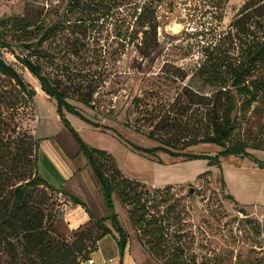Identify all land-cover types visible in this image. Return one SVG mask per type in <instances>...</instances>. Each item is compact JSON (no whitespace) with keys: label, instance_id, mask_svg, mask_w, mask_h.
<instances>
[{"label":"rangeland","instance_id":"rangeland-1","mask_svg":"<svg viewBox=\"0 0 264 264\" xmlns=\"http://www.w3.org/2000/svg\"><path fill=\"white\" fill-rule=\"evenodd\" d=\"M224 1L221 27L226 29L247 0ZM21 12L20 0H0V20ZM189 12L181 6L169 19H162L161 46L149 60H142L130 48L119 61L106 63L114 67V72L100 81L90 106L69 100L87 120L67 110L64 114L84 147L104 153V170L126 201L118 191L113 193L116 213L139 264H164V260L155 258L141 243L144 233L139 227L144 222H137L140 214L134 212L135 205H145L148 213L144 221L162 218L168 209L175 212L170 217L179 216L184 230L171 226L166 232L169 239L185 234L192 253L204 264H264V166L259 165L264 162V102L236 112L239 120L225 140L226 147L246 144L252 157L224 156L220 153L226 147L193 144L213 131L206 121L209 108L204 102L211 101L216 89L192 76L174 83L167 74L178 67L189 69L197 61L188 54V42L183 39L185 32L194 31L192 27L199 22L198 17L191 21ZM0 53L38 92L32 103L18 110L9 108L4 100L0 103V149L10 145L14 150L22 142L24 151L23 165L15 169L16 173H11L10 158L3 166L2 171L9 177L3 195L10 201L14 187L26 184L35 173V135L63 142L71 153H80V161L86 156L62 121L56 100L40 92L38 80L18 60L17 54L25 55L23 49L0 47ZM186 85L198 94L194 104L188 97L179 96ZM11 90L10 81L0 77L3 97ZM200 96L207 101L196 104ZM152 132L154 138L150 136ZM40 142L39 139L38 151ZM190 155L199 158L188 159ZM66 201L44 186L27 190L28 210L43 214L52 237L71 240L74 234L63 219ZM5 204L0 205V219L6 213ZM149 239L148 235L144 237L146 243ZM13 243L17 249L15 259L0 243V264H29L32 260L40 263L35 254L24 256L22 238Z\"/></svg>","mask_w":264,"mask_h":264},{"label":"trees","instance_id":"trees-1","mask_svg":"<svg viewBox=\"0 0 264 264\" xmlns=\"http://www.w3.org/2000/svg\"><path fill=\"white\" fill-rule=\"evenodd\" d=\"M20 1L21 13L0 20V47L23 49L25 55L17 54L18 60L38 80L43 93L56 100L62 121L82 145L102 185L109 215L103 219L91 216L90 224L73 231L71 240L52 237L44 225L43 214L29 211L27 205V190L31 188L44 186L60 194L38 173L39 140L34 136L35 173L26 184L14 187L10 201H6L3 195L5 182L9 178L2 171L3 166L10 158L13 162L11 173H16L15 169L23 165L24 151L22 142L14 150L10 145H7V149H0V205L6 203L5 216L0 219V243L13 254V259L17 255L13 241L22 238L24 256L35 254L39 264H83L92 259L99 242L112 233L106 225L110 221L118 234L122 258L130 246V239L120 224L113 202V193L118 191L123 199L122 192L104 170L101 159L104 153L84 147L66 119L65 110L87 120L69 100L90 106L93 95L101 86L100 81L114 72V67L106 63L119 61L130 48H134L142 60L152 58L161 46L159 31L163 27L162 19H169L182 6L190 11L188 16L191 21L198 17V25L192 27L195 30H187L183 35L184 41L188 42V54L197 57V61L189 69L178 67L173 72L167 71V74L174 83L184 82L192 76L216 89L211 101L204 102L209 108L206 121L213 131L202 139H195L193 144L207 143L225 148L227 134L234 131L235 123L239 120L235 113L248 111L264 102V0H247L226 29L221 27L224 0ZM0 77L12 84V90L5 93V98L0 92V103L4 100L9 108L18 110L32 103L38 95L37 90L1 53ZM182 95L188 97L192 104L198 98L189 85L183 87L179 96ZM199 98L196 104L207 101L203 96ZM154 134L152 132L150 136L154 138ZM220 154L252 157L244 143L226 147ZM195 158L199 157L188 156V159ZM213 161L216 163L218 159ZM259 165L264 166V162ZM72 200L75 204H82L76 197H72ZM133 210L140 214L137 222H144L139 227L140 232L144 233L141 243L155 258L163 259L164 264H204L196 253H192L191 243L186 240L185 234H179L176 240L169 239L166 232L170 231L171 226L176 225L177 229L184 230L179 216L170 217L175 212L168 209V214L162 218L144 221L148 213L145 205H135ZM147 235L151 239L146 243L144 237ZM29 264L38 262L32 260Z\"/></svg>","mask_w":264,"mask_h":264},{"label":"crops","instance_id":"crops-1","mask_svg":"<svg viewBox=\"0 0 264 264\" xmlns=\"http://www.w3.org/2000/svg\"><path fill=\"white\" fill-rule=\"evenodd\" d=\"M40 92L43 93L42 90ZM36 138L41 140V149L38 151V173L67 199L63 219L68 230L73 232L88 226L91 216L97 219L106 218L109 213L105 199L101 197L102 185L87 157H83L84 159L80 161L79 152L71 153L63 142L60 144L51 141L52 137L36 136ZM72 197L81 200L82 204H75ZM106 225L112 233L99 242L98 250L92 255L93 264H108L111 260L116 264H139L132 256L131 242L122 258L120 257L118 234L110 221Z\"/></svg>","mask_w":264,"mask_h":264},{"label":"built area","instance_id":"built-area-1","mask_svg":"<svg viewBox=\"0 0 264 264\" xmlns=\"http://www.w3.org/2000/svg\"><path fill=\"white\" fill-rule=\"evenodd\" d=\"M88 262L90 264H93L94 263L93 259L89 260ZM108 264H116V263L113 260H111Z\"/></svg>","mask_w":264,"mask_h":264},{"label":"water","instance_id":"water-1","mask_svg":"<svg viewBox=\"0 0 264 264\" xmlns=\"http://www.w3.org/2000/svg\"><path fill=\"white\" fill-rule=\"evenodd\" d=\"M191 193L193 194L194 193V190H192Z\"/></svg>","mask_w":264,"mask_h":264}]
</instances>
